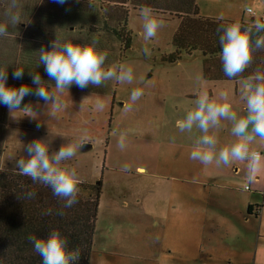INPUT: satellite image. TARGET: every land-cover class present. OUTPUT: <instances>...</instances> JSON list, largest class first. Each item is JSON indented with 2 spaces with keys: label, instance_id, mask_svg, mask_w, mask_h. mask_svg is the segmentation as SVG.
Here are the masks:
<instances>
[{
  "label": "rangeland",
  "instance_id": "374dc122",
  "mask_svg": "<svg viewBox=\"0 0 264 264\" xmlns=\"http://www.w3.org/2000/svg\"><path fill=\"white\" fill-rule=\"evenodd\" d=\"M6 1L9 8L11 0H4V3ZM40 1L18 0L14 10L20 13L25 5L35 2L37 6ZM194 3L202 16L235 18L248 23L264 18V0H194ZM98 4V1L91 0L86 6H92L99 14ZM124 6L131 44L120 52L119 63L113 65L132 66L133 83L114 81L110 85V81H106L107 91L104 92L86 91L76 85L70 87L69 95L61 96L67 107L54 117L49 114L50 106L44 100L35 99L34 86L33 94L25 104L32 106L34 118L22 110L10 112L8 108L6 125L0 132V170L17 169V160L28 156L27 144L36 139L47 141L50 153L69 142L83 143L76 155L65 163L76 169L80 181H101L89 264H227V257L252 262L257 240L264 244L263 231L259 232L260 225L255 218L256 212L264 209L261 207L264 194L254 196L260 210L249 215L243 202L255 195L256 186L248 182L246 162L216 167L214 163L205 166L191 159L194 141L201 133L196 129L191 133L181 132L177 127V122L193 107V101L202 90L210 95L220 90L228 91L233 110L243 115L244 78L206 80L199 51L190 55L182 53L175 62L163 60L164 55L175 50L172 37L178 27V16L170 14L167 7L155 8L147 3L139 6L132 0H127ZM144 6L165 20L164 27L148 42L142 35L140 10ZM115 26V22L110 21L107 33L96 32L95 35L97 40L102 39L97 46L106 48L107 54L114 48L121 49V44L110 31ZM22 29L10 23V37L8 40L4 38V47L8 46V51L0 59L3 64L10 63L13 69L21 55L18 54L21 43L17 34ZM78 36L77 32L72 35L73 38ZM82 36H88L86 29L82 30ZM65 37L68 39L69 33L66 32ZM145 47L149 49L147 54ZM11 75L8 80L12 84ZM140 78L143 83H139ZM41 79L47 82L46 76ZM52 87L49 86L50 91ZM136 87L143 88L144 94L131 110H126L125 105L130 103L131 92ZM122 134L126 144L124 150L118 147ZM215 134L217 149L235 139L229 121H222ZM251 148L264 150V142L257 139ZM125 165L127 170H124ZM258 173L262 174L264 181V158ZM205 200L210 204L205 205ZM228 206H232L235 213L229 212ZM181 210L193 211L197 217L195 222L187 225L185 239L173 232L168 235L170 252L161 247L160 237L168 226L176 229L174 219ZM246 217L250 221L246 222ZM194 225H201L202 232ZM142 230L144 233L136 239H146L150 245L141 251H135L139 247L137 242L119 246L120 251L116 253L100 251L106 248L104 241L110 234L116 233L120 241H126L129 232L141 233ZM201 243L205 247L200 249ZM242 245L244 248L250 246V254L238 249ZM211 250L214 255H209ZM233 251L238 252L233 256Z\"/></svg>",
  "mask_w": 264,
  "mask_h": 264
},
{
  "label": "clouds",
  "instance_id": "9594fccd",
  "mask_svg": "<svg viewBox=\"0 0 264 264\" xmlns=\"http://www.w3.org/2000/svg\"><path fill=\"white\" fill-rule=\"evenodd\" d=\"M64 4L65 0H56ZM18 6V0H11L6 13L8 22L17 25L21 22L20 15L12 9ZM142 20V35L145 42L156 37L160 28L164 27L165 20L150 7L144 6L140 10ZM222 51L220 58L223 72L229 78L240 77L250 66L253 51L264 49V35H260L253 42L254 33H264V21L256 19L253 23H242L240 19L228 24H221L218 28ZM7 25L0 24V36H6ZM98 40L93 37L89 43L79 44L63 41L56 37L50 43V50H39V65H44L45 72L54 86L49 90L47 82L41 79L38 72L32 74L33 84L36 85L34 94L50 106L49 114L56 116L67 105L61 99L65 93L69 95L72 85L83 89L92 85L100 87L104 82L114 80L118 83L131 84L134 81L133 68L130 65L105 66L107 52L100 50ZM147 54L149 49L145 47ZM14 78L23 76V69H16ZM7 68H0V103L7 106L10 112L22 110L34 118V111L30 104L21 107L26 95L33 94L28 85L19 88L6 86ZM139 83H143L140 78ZM143 88L136 87L130 95V103L125 105L131 110L135 102L143 95ZM242 99L245 103L244 114L239 115L233 110V104L228 91L220 90L210 95L202 90L193 101L185 116L177 122L181 132L198 130L201 134L196 137L190 158L198 160L205 166L215 164L216 167H227L234 162H246L248 169V182L256 176L262 165L259 152L252 150L257 139L264 142V71H256L242 80ZM222 121L231 122V135L235 137L231 143L217 149L216 132ZM82 142H69L60 147L58 151L49 152V143L36 139L26 146L28 156L19 158L16 168L21 175L31 178L49 186L53 194L65 201L64 207L70 208L77 203L78 185L80 183L74 167L65 163L71 160ZM118 147L124 150L125 137L122 134ZM127 170V165L124 166ZM28 198L35 196L34 192L27 193ZM63 213H61L62 215ZM34 251L42 258V264H73L79 259L78 251H70L68 240L61 235L59 229H53L46 238L29 236Z\"/></svg>",
  "mask_w": 264,
  "mask_h": 264
},
{
  "label": "trees",
  "instance_id": "16d2710c",
  "mask_svg": "<svg viewBox=\"0 0 264 264\" xmlns=\"http://www.w3.org/2000/svg\"><path fill=\"white\" fill-rule=\"evenodd\" d=\"M89 1L91 0H65L64 4H59L56 0H41L37 6L34 2L22 8L18 13L21 22L16 25L23 28L17 34L21 43L18 54L21 55L16 59L14 69L10 67V63L3 64V59H0L1 68H7L6 86L19 88L21 85H28L33 90L36 85L33 84L32 74L36 72L41 77H47L48 87L54 86L55 82L48 77L44 65H39V50H50V43L56 37L73 43H89L96 32L107 33L110 21L120 27H112L110 31L121 44V49L109 50L105 66L119 63L120 52L127 50L131 44V34L126 29L127 9L124 5L127 0H94L99 2V14L95 13L92 6H86ZM103 1L106 2L104 5ZM7 3L8 1L4 3V0H0V24H6L8 32L6 36H0V56L8 51V46L4 47V38L8 40L10 37ZM132 3L139 6L147 3L155 8L167 7L170 14L178 16V27L172 37L175 50L164 55L163 60L175 62L181 58L182 53L190 55L199 51L203 57V76L206 80L236 81L253 74L257 68L264 71V49H260L253 51L252 62L240 77L229 78L224 74L220 58L221 32L218 28L221 24L226 25L235 20L202 16L198 13L194 0H132ZM12 11L17 13L14 9ZM241 22L248 23L243 20ZM83 29L87 30L88 36H82ZM66 32L69 33L68 39L65 37ZM76 32L79 36L73 38L72 35ZM260 35L264 33H254L253 42ZM99 41L102 43V39H98ZM97 47L106 51V48ZM16 69H23L22 78H14ZM9 75L12 76V84L8 80ZM109 81L110 85L114 83V80ZM106 84L104 82L100 87L89 85L84 90L104 92L107 91ZM73 86L75 85L71 87ZM29 96L31 95L24 97L21 107L26 104ZM35 99L42 101L38 97ZM7 113L8 107L0 103L1 133L2 126L6 125ZM1 141L0 137V152ZM29 192H34L35 196L28 198ZM100 193L101 181H80L77 203L65 208V201L55 196L49 186L33 182L30 177L21 175L18 169L0 170V264H42V258L34 251L28 237L46 238L53 229H59L61 235L67 238L70 251L80 253L79 259L73 264H89ZM259 206L256 205L257 209ZM247 213H252V205L247 207Z\"/></svg>",
  "mask_w": 264,
  "mask_h": 264
},
{
  "label": "crops",
  "instance_id": "0c3cea01",
  "mask_svg": "<svg viewBox=\"0 0 264 264\" xmlns=\"http://www.w3.org/2000/svg\"><path fill=\"white\" fill-rule=\"evenodd\" d=\"M228 17H230V16H228ZM233 20H236V19L234 18ZM262 158H264V156ZM139 169L143 170L144 168L143 167H139ZM262 181H263L262 174L261 173H257L256 176L250 182L251 185L254 184L256 186L255 187L256 189L254 191L255 195H253L252 198H246V200L243 202V205H246V210H247V207L249 205H252V213L251 214L248 213L249 215H252V214H254L255 211L260 210V206H259L258 209L256 207V205H258V203H257V200L254 199V196H256V194H260V193L264 194V183H261ZM189 202H191V201L189 200ZM204 203H205V205H208V204H210V201L205 200ZM261 207L264 208V198H263V202H262ZM227 210L229 212L235 213L234 212V208L232 206H228ZM258 213H260V214H258ZM258 216H259V218H258ZM196 217H197V215L193 211H189V212H185L183 210L179 211L178 214L176 215V218L174 219V221H176L175 222L176 223V229H173V228L168 226L163 231V233H162V235L160 237V245H161V247L162 248H166L167 251L171 252L172 250L170 248H168L169 247L168 246V239H167L168 235L171 232H173L179 238H182V240L185 239L187 225L191 224V223H189L191 221H192V223L195 222ZM255 218L257 219V221H258V223L260 225L259 226V232L261 233L263 231V234H264V209L262 211V208H261L260 212H257L255 214ZM245 221L248 222V221H250V219L246 217ZM193 227H195L197 229V231L202 232V226L201 225H194ZM123 232H125V231H123ZM126 232H129V231H126ZM143 233H144V230H142L141 233H135V232L134 233H130L129 232L127 234V240L126 241H120V239L118 238L119 235H117L116 233L110 234L108 236V238H106L105 241H104V245H105L104 247H106V248H104V250H100V251H102V252H106V251H111L112 252L113 251V252L116 253V252L120 251L118 249L119 246L124 245V244L127 245V243L130 244L131 242H137L138 243L137 246H139L138 247L139 249L136 248L135 251H141L140 249L144 248V246L150 245L146 239H144V240L142 238L141 239H136V237H141ZM108 247H114V248H108ZM203 247H205V246H204L203 243H201L199 248L201 249ZM207 248H212V246H207ZM238 249L241 252H243V251L246 252L247 254H250V251H251L250 250V246L244 248L243 245H242V246L238 247ZM173 250H175V249H173ZM210 252H211V254H209V255H214V253H215V252H212V250ZM237 252L238 251H233V256ZM253 252H254L253 253L254 255H253V261L252 262L250 260H248V261H246V260L245 261L244 260H238V259L232 260L230 257H227V259H229V262L227 264H230L231 260H232V264H264V244H260L259 241L257 240L256 248H255V250ZM209 255H208V258L212 259L211 256H209ZM148 258H149V261H151V258L150 257H148Z\"/></svg>",
  "mask_w": 264,
  "mask_h": 264
},
{
  "label": "built area",
  "instance_id": "2783aa9c",
  "mask_svg": "<svg viewBox=\"0 0 264 264\" xmlns=\"http://www.w3.org/2000/svg\"><path fill=\"white\" fill-rule=\"evenodd\" d=\"M247 11H248L249 13H252V10H251V9H248ZM261 21H264V18H263V19H261ZM255 151L259 152V153H260V155H261V157H263V156H264V150H255Z\"/></svg>",
  "mask_w": 264,
  "mask_h": 264
}]
</instances>
